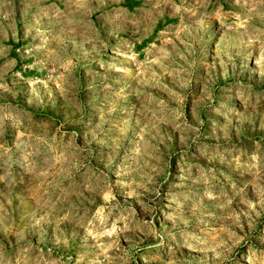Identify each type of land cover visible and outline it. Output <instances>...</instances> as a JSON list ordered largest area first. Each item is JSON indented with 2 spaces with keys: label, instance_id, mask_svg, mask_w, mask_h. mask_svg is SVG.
Instances as JSON below:
<instances>
[{
  "label": "rangeland",
  "instance_id": "obj_1",
  "mask_svg": "<svg viewBox=\"0 0 264 264\" xmlns=\"http://www.w3.org/2000/svg\"><path fill=\"white\" fill-rule=\"evenodd\" d=\"M0 264H264V0H0Z\"/></svg>",
  "mask_w": 264,
  "mask_h": 264
}]
</instances>
